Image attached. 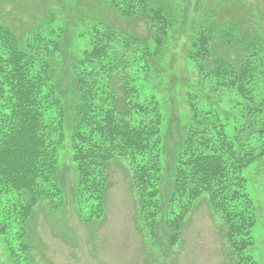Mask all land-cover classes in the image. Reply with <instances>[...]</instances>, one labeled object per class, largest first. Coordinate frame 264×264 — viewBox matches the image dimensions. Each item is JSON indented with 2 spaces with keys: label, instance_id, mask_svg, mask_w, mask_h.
<instances>
[{
  "label": "trees",
  "instance_id": "trees-1",
  "mask_svg": "<svg viewBox=\"0 0 264 264\" xmlns=\"http://www.w3.org/2000/svg\"><path fill=\"white\" fill-rule=\"evenodd\" d=\"M105 1L144 20L149 34L99 20L79 48L48 19L20 38L0 13V264H34V208L42 199L63 206L71 174L79 217L101 216L115 157L128 161L151 243L178 244L194 201L206 193L231 264H261L250 253L258 214L244 171L264 157V98L256 95L262 87L255 90L263 77L250 60L264 52L263 37L203 17L181 49L184 68L197 73L190 79L174 71L168 50L178 13L176 20L149 0ZM231 49L242 56L226 54ZM168 141L173 151L165 150ZM163 152L172 181L164 194Z\"/></svg>",
  "mask_w": 264,
  "mask_h": 264
},
{
  "label": "rangeland",
  "instance_id": "rangeland-1",
  "mask_svg": "<svg viewBox=\"0 0 264 264\" xmlns=\"http://www.w3.org/2000/svg\"><path fill=\"white\" fill-rule=\"evenodd\" d=\"M149 1L173 13L176 20L177 13L181 17L180 25L170 33L168 49L172 48L169 54L173 57L174 71L180 76L197 77L194 68H184L181 49L187 30L203 17L218 23L233 22L244 31L257 29L255 34L264 40V0ZM0 13L4 23L20 38H24L39 22L48 19L51 25L62 30L63 38L66 37L70 45L79 48L86 41L82 35L94 21H104L120 32L134 33L140 38L149 34L144 20L120 15L105 0H0ZM224 50L222 48V53L226 52ZM231 53L237 59L243 54L238 49H231L226 54ZM247 60H251L253 68L261 72L263 78H260L259 85L255 83V90L262 87L256 95L264 98V52ZM222 99L221 106L229 111V100ZM231 115L235 117L232 110ZM65 133L68 138L69 132L65 130ZM164 145L165 150L169 147L173 151L171 142ZM65 156L60 154L64 160ZM161 160V191L164 194L172 183L171 179L168 183L170 177L167 172L171 160L164 152ZM108 165L109 181L101 216L86 221L79 217L72 174L63 186V206L53 208L45 199L35 206L29 225V256L34 264H231L220 219L211 209L206 193L194 201L183 222L178 244L172 249L166 248L164 241L153 244L147 238L128 161L115 157ZM244 174L258 214L253 228L255 244L250 253L264 264V157L245 169Z\"/></svg>",
  "mask_w": 264,
  "mask_h": 264
}]
</instances>
